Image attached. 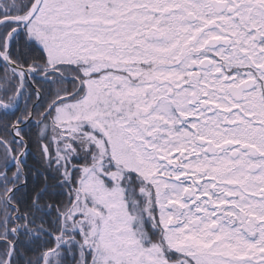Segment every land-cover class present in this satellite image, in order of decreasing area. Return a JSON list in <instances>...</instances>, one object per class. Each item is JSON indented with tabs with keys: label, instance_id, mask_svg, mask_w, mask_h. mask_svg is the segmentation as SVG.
I'll list each match as a JSON object with an SVG mask.
<instances>
[{
	"label": "snow or ice",
	"instance_id": "6c2138e0",
	"mask_svg": "<svg viewBox=\"0 0 264 264\" xmlns=\"http://www.w3.org/2000/svg\"><path fill=\"white\" fill-rule=\"evenodd\" d=\"M0 264H264V0H0Z\"/></svg>",
	"mask_w": 264,
	"mask_h": 264
}]
</instances>
